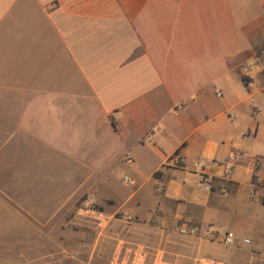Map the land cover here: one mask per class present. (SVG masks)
<instances>
[{"label": "crops", "instance_id": "obj_1", "mask_svg": "<svg viewBox=\"0 0 264 264\" xmlns=\"http://www.w3.org/2000/svg\"><path fill=\"white\" fill-rule=\"evenodd\" d=\"M55 180L91 191L94 243L116 254L264 260V0H0V181L21 198L1 191L0 219L34 241L23 199Z\"/></svg>", "mask_w": 264, "mask_h": 264}, {"label": "rangeland", "instance_id": "obj_2", "mask_svg": "<svg viewBox=\"0 0 264 264\" xmlns=\"http://www.w3.org/2000/svg\"><path fill=\"white\" fill-rule=\"evenodd\" d=\"M79 183L78 180L31 182L30 192L35 195L25 197L23 200L29 203L22 204V207L30 210L24 215L35 224L34 241L31 229L11 228L13 219L10 214L6 216L7 223L4 222L6 217L0 219V264H111L116 255L115 240L94 243L97 225L93 223L91 212H86L84 207L87 197H92L91 191L69 197L61 195L65 191L71 193ZM0 186V192L7 195L4 200L14 207L11 200L19 201L21 198L16 196L12 182L0 181ZM93 209L97 211L96 203ZM125 226L120 224L117 227L121 235L126 232ZM143 244V251L148 247L151 249L149 242ZM157 258L172 262L154 250L145 253L142 259L144 264H152ZM257 264H264V260Z\"/></svg>", "mask_w": 264, "mask_h": 264}, {"label": "built area", "instance_id": "obj_3", "mask_svg": "<svg viewBox=\"0 0 264 264\" xmlns=\"http://www.w3.org/2000/svg\"><path fill=\"white\" fill-rule=\"evenodd\" d=\"M247 68H252V65L248 64ZM124 162L126 165H130V164H132V158L129 155H126L124 157ZM171 162L173 165L179 166L180 157H179L178 153H175L171 157ZM204 166H205L204 162H199L196 165V169L199 173L202 174L200 177V180H201V185H202L203 189L205 191H211L212 190L211 178L209 177V175H206L203 173L204 172ZM219 166L222 167L224 174L228 175L231 173L232 169H231V166L229 164L224 163V164H219ZM122 182L125 185H132L133 184V181L131 180V178L129 176H124L122 178ZM218 192L224 193L225 189L219 188ZM95 203L96 202H95L93 196L92 197L88 196L84 202V207L87 209L86 212L90 211V212L98 215L96 210L93 209V204H95ZM121 218H123L127 222H129L131 220V217L128 215H122ZM173 231H174V233H178V234L183 235V236L201 238V239H205L208 241L219 240L226 246H238L241 244H249L250 243L249 238L245 237V238L239 239L232 232L220 233V232H216L212 229H206V230L201 232L198 228H196L194 226H189V225L184 224V223L177 225L173 229ZM142 258H143L142 254L140 256V255H137L135 253H131L130 255L128 254V255L120 256L119 253H117L114 256V258L112 259L111 264H144V261ZM152 264H174V263L166 261L163 258H157L154 260V262ZM194 264H227V263L225 261L218 259V258H215V257H201L199 259H196Z\"/></svg>", "mask_w": 264, "mask_h": 264}, {"label": "trees", "instance_id": "obj_4", "mask_svg": "<svg viewBox=\"0 0 264 264\" xmlns=\"http://www.w3.org/2000/svg\"><path fill=\"white\" fill-rule=\"evenodd\" d=\"M243 82L246 83V80L244 78H242Z\"/></svg>", "mask_w": 264, "mask_h": 264}]
</instances>
